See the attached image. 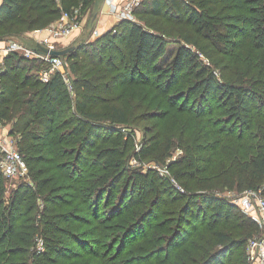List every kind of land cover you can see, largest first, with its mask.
Returning a JSON list of instances; mask_svg holds the SVG:
<instances>
[{
    "label": "trees",
    "instance_id": "obj_1",
    "mask_svg": "<svg viewBox=\"0 0 264 264\" xmlns=\"http://www.w3.org/2000/svg\"><path fill=\"white\" fill-rule=\"evenodd\" d=\"M94 2L0 0V41L48 27L63 11L72 12L78 7L83 12ZM143 4L136 13L144 16L150 5L152 16L178 25L179 32L175 27L163 29L160 19L145 18V26L124 21L118 34L107 32L62 55L70 62L72 81H66L60 71L42 81L40 72L48 67L45 61L27 58L18 51L6 55L0 71V120L12 122V134H23L20 144L28 142L20 151H25L24 159L37 178L38 190L20 185L6 208L0 198V264H42L51 249L62 247L58 246L60 240H55L61 231L57 227L60 215L51 207H40L37 198L56 204L61 202L56 194L63 193L72 198L70 201L78 210H89L91 224L108 222V217L93 214L89 200L115 183L125 166L126 154L118 164H107L103 159L99 171H80L77 165L96 132L113 126L105 120L127 123L129 110L123 108L120 95H109L122 93L121 85L141 92L147 101L153 98L150 103H167L168 110L160 115L162 119L174 117L177 121L181 113H187L193 133L202 135L200 138L216 136L212 144L208 141L198 148L206 153L218 148L222 156L215 179H200L196 192L190 185L185 187L188 201L182 211L186 218L187 212L197 216L195 212H205L216 202L218 205L203 227L180 237L177 226L174 233L164 238L168 247L182 238L176 245L180 251L170 264H224L231 250L242 246L241 257L228 264H252L247 243L261 235L262 230L242 212H232L239 204L211 188H230L234 194L246 190L264 192V61H259L255 53H264V0H144ZM224 13L216 24L220 20L217 17ZM167 15L173 20L164 18ZM175 33L180 38L178 44L169 46L167 38ZM203 37L212 41L210 48L201 41ZM108 48L110 56L100 53ZM213 50L225 53L227 59L214 57ZM80 52L85 54L80 56ZM242 67L247 77L238 75ZM99 104L101 108L97 107ZM230 122H236L238 127ZM181 138L184 140L185 133ZM115 141L116 145L122 142ZM172 142H159L153 159L164 163ZM201 158L202 173L207 161ZM179 163L185 161L180 159ZM153 174L154 178L158 176ZM3 184L0 179V195L5 192ZM159 199L156 195L151 202L156 204ZM142 209L135 213L138 222L151 211L146 205ZM232 213L240 218V227L229 223ZM222 218L225 219L220 223ZM87 231L88 228L82 234H93ZM38 232L47 239L48 251L31 260ZM103 262L109 264L105 259Z\"/></svg>",
    "mask_w": 264,
    "mask_h": 264
},
{
    "label": "rangeland",
    "instance_id": "obj_2",
    "mask_svg": "<svg viewBox=\"0 0 264 264\" xmlns=\"http://www.w3.org/2000/svg\"><path fill=\"white\" fill-rule=\"evenodd\" d=\"M103 1L95 0L92 6L90 5L83 12L79 9L82 27L77 29L79 30L76 34L77 36L69 38V40L65 39V45H67L65 47H60L64 44L61 43V41H64L63 39H54L56 49L76 46L74 49L76 50L83 42H85L84 45L86 46V43L90 40L107 32L118 34L124 21L139 22L145 26V18H150L149 20L160 19L158 18L159 16H152L150 5L144 16L135 12L138 7H140L139 10L142 9L144 4L142 6L141 4L144 0L133 4L130 14L124 11V5L127 0H119L114 3L117 8L112 12L113 16H115V22L111 25H108L109 22L105 25H100V22H96V20L100 13L99 6L103 4ZM162 3L165 6V2ZM223 16H225V13L217 17L220 20L216 24L221 22V17ZM164 18L172 19L171 15H167ZM160 20L163 24V29H172L175 27L177 32L181 29L178 25H173L162 19ZM34 31H37L38 35L33 36L32 32ZM48 34V31H43V29L29 31L21 36H12L6 41H0V48L6 47L11 40L18 41L28 48H33L37 45L39 39L48 36ZM172 35V37L169 36L167 38L169 46L177 45V41L180 39L177 33ZM201 41L208 48L213 45L211 40H207L204 37ZM100 53L110 56L112 52L108 48L103 49ZM213 53L214 57H217L221 61L226 58V54L220 51L213 50ZM255 53L259 61L263 62L264 53L261 51H256ZM84 54L83 52L79 53L80 56ZM202 57L208 60L205 56L202 55ZM62 59L66 63L65 71L72 81V74L69 70L70 62L64 56H62ZM238 75L247 77L243 67ZM120 87L122 93L115 91L109 95H120L123 108L126 107L129 110L127 123H113L105 120L108 124L112 123L113 126L101 127L96 132V135L91 138L90 144L86 147L85 153L82 155V160L77 165L80 171H99V167H103L104 165L102 163L103 159H106L107 164H118L123 153L126 154L125 166L117 175L115 183L105 193L100 192L98 195H93L89 200L88 207L94 208L93 214H97L98 217H108L109 220L108 222L103 221L97 225L91 224L92 216L90 217L88 214L89 210L87 212L78 210V207L73 202L71 203L70 200L72 198L65 196L63 193L56 194L57 200L60 198L61 201L56 204H50L41 198H37V203L40 207H51V209H54L60 215V219L57 221V227L61 231L58 232L55 240L59 239L60 244L58 246L62 245V247L51 249L48 260L41 261L40 263L42 264H104V259L109 264H170L173 256H176L175 253L180 251L176 245L180 243L182 238H177L175 240L176 242H172L173 245L169 247L168 240L166 241L164 238L174 233L177 226L180 232L177 235L185 237L186 232L191 231L190 233H192L195 229L203 227L209 221L210 215L215 212V208L218 205L217 202L205 212L201 210V213L195 212L197 216H193L187 212L186 218V213L182 210L188 201L186 186L188 187L190 185L191 188L196 189L193 192H196L199 190L197 182L202 181L200 179H215L214 174L220 165L221 153H218V148L206 153L200 150L198 146L208 141L212 144L216 136L212 135L209 139L200 138L202 135L193 133V129H190L189 126V115L187 113H181L177 121H175L174 117L167 119L168 121L165 118L162 119L160 115L168 110L167 103L163 102L161 104L162 100L150 103L153 98L147 101L143 99L141 92H134V88L125 89L123 85ZM0 88H2V83H0ZM261 101L264 104V99ZM101 106L99 104L97 107L101 108ZM262 111L264 112V107ZM233 123L235 127H238L236 122ZM233 123L230 122L229 124ZM75 124L77 125L78 123L75 122ZM182 133H185L184 140H181ZM22 136L23 134L21 133L12 134L11 121L0 120V137H3V139H11L19 151L20 149L23 151L28 143L20 144L18 142L22 139ZM167 139H171V142L173 141V148L166 157V161L159 163L153 159V154L158 143L164 140L166 141ZM115 140H122V142L120 145H116ZM127 143L129 144V148L127 147ZM131 144L133 145L131 146ZM23 153L21 152L23 157H25V153ZM201 157L207 161L205 162L206 164H203L202 168L204 171L202 173L199 169ZM212 157H214V160ZM180 159H183L185 163L180 164ZM95 161L101 164L95 163ZM0 172L1 183H4L5 189L3 195H0L4 208L10 204L13 193L20 185L30 186L33 191L38 190L35 182L37 178L34 172L29 169V165L24 175L14 178L6 176L1 168ZM101 172H104V170H101ZM155 172L160 177L157 176L154 178L153 173ZM2 187L0 186V189ZM211 190L221 196L228 197L237 205L239 204L241 208L238 205V208L232 212H242L254 220L259 225L262 233L264 232V225L262 226L255 219L253 213L246 212L244 205L238 201L239 195L234 196L230 188L219 186L217 188L213 187ZM156 195L160 199L154 204L151 202V199ZM143 205L148 206L151 211L142 221L138 222L139 220H136L135 213L138 210L141 212ZM224 219L222 218L220 223H223ZM228 219L230 220V224L240 227L241 220L240 218L236 219L233 213L228 216ZM241 219L244 218L242 217ZM135 222L138 223L130 227ZM127 227L128 229H126ZM87 228V232L92 231L93 234L84 236L82 231ZM46 240L42 232H38L35 235L33 246L34 254L32 253L31 260L37 254H47L48 246ZM242 247L231 250L232 252L226 259V262L224 261V264H228L233 259L241 257L243 252ZM162 249L165 251L162 252Z\"/></svg>",
    "mask_w": 264,
    "mask_h": 264
},
{
    "label": "built area",
    "instance_id": "obj_3",
    "mask_svg": "<svg viewBox=\"0 0 264 264\" xmlns=\"http://www.w3.org/2000/svg\"><path fill=\"white\" fill-rule=\"evenodd\" d=\"M140 0H127L124 5V11L130 14L132 5L139 3ZM116 5H112L111 11H115ZM79 8L72 12L64 11L62 16L53 24L47 27L48 36L38 40L37 45L33 48L23 46L20 42L11 40L6 47L0 48V71L4 67V59L11 52H21L25 57L31 59H41L48 64V67L41 71V80L48 81L51 75L60 71L69 82L70 78L65 71V62L61 55H50L38 53L39 46H45L49 49H56L54 39L70 37L72 33L82 27L81 18L79 17ZM97 33V32H96ZM1 83V79H0ZM0 168L3 173L11 178L22 176L28 170V165L23 155L14 145L11 139L0 137ZM238 201L244 205L246 212L253 213L255 219L264 225V194L261 190H246L238 196ZM247 255L252 264H264V232L249 239L247 243Z\"/></svg>",
    "mask_w": 264,
    "mask_h": 264
},
{
    "label": "crops",
    "instance_id": "obj_4",
    "mask_svg": "<svg viewBox=\"0 0 264 264\" xmlns=\"http://www.w3.org/2000/svg\"><path fill=\"white\" fill-rule=\"evenodd\" d=\"M118 1L119 0H104L102 2L103 4H100V6H99L100 13L98 15V18H97L96 22H100V25H102V24L105 25L107 22H109L108 25L109 24L110 25L113 24L115 22V16H113V14H112L113 11H111L110 8L112 7V5H114V3L118 2ZM42 29H43V31H46L47 30V27L42 28ZM78 31L79 30L76 29L72 33V35L70 37L62 38L64 41H61L62 39L60 41H61V43H64V44L62 46H60V47L67 46V45H65V43H66V40L65 39L69 40V38H72V37L74 38L75 36H77L76 34H77ZM32 33H33V36L38 35V32L37 31H34Z\"/></svg>",
    "mask_w": 264,
    "mask_h": 264
},
{
    "label": "water",
    "instance_id": "obj_5",
    "mask_svg": "<svg viewBox=\"0 0 264 264\" xmlns=\"http://www.w3.org/2000/svg\"><path fill=\"white\" fill-rule=\"evenodd\" d=\"M76 46H70L64 49H49L48 47L39 46L37 48L38 53L50 54V55H65L68 52L74 50Z\"/></svg>",
    "mask_w": 264,
    "mask_h": 264
}]
</instances>
